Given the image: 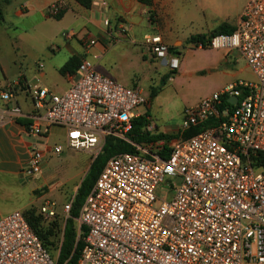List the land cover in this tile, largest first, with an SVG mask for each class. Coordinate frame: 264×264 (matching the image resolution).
Wrapping results in <instances>:
<instances>
[{"label":"built area","instance_id":"obj_1","mask_svg":"<svg viewBox=\"0 0 264 264\" xmlns=\"http://www.w3.org/2000/svg\"><path fill=\"white\" fill-rule=\"evenodd\" d=\"M61 10L53 3L49 15ZM110 25L106 20L105 26ZM77 36L65 34L67 39ZM146 43L156 58L168 59L172 71L179 69V57L170 56L160 36H150ZM85 44L90 49L97 40ZM208 46L238 51L257 82L231 84L187 108L182 133L204 128L174 142L166 157L152 145L140 147L131 140L136 110L148 103L141 89L100 74L87 57L63 94L41 85L0 88V128L27 117L26 131L37 138L63 128L71 151H102L108 138L136 149L111 157L86 197L77 219L78 233L84 235L77 264H264V0H249L235 32L212 37ZM22 88L31 115L13 103ZM210 121L215 125L206 127ZM42 150L32 146L26 175L42 172ZM52 150L59 155L63 148ZM167 178L175 182L167 183ZM164 184L168 200L157 194ZM73 202L64 207L66 220ZM53 207L45 204L41 214L54 218ZM57 259L22 212L0 218V264H57Z\"/></svg>","mask_w":264,"mask_h":264},{"label":"crops","instance_id":"obj_2","mask_svg":"<svg viewBox=\"0 0 264 264\" xmlns=\"http://www.w3.org/2000/svg\"><path fill=\"white\" fill-rule=\"evenodd\" d=\"M168 2V0H153V7L148 8L137 0H94L90 8H85L75 0H0V11L4 18V21L0 23V88L14 86L9 81L7 68L1 59L2 55L6 51L12 50L23 53V45L28 38H32L37 42L40 41L52 52L54 57L62 62V65L56 66L53 72L48 70L49 67L39 64L36 75L38 81L43 84L42 87H46L57 94L67 92L78 78L77 68L75 73L63 75L60 72L62 67L72 58L82 60L87 57L95 64V68L100 74L128 88L139 87L141 89L143 95L148 99V103L139 107L136 114L137 119L143 117L149 121V124L143 130L149 134L150 140L136 144L140 147L152 145L156 154L162 157L168 156L171 145L183 138L185 132L182 133V121L179 126L174 127L159 125L161 122L159 119L160 110L157 108L156 103L169 83L174 82L180 75L181 61L179 69L175 70V75L165 85L161 86L163 78L170 74L172 70L169 67L168 59L155 57L146 40L150 36H160L169 49L170 47L174 48L176 53L170 52V56L182 55L185 49L189 50L190 46H195L190 41L193 36L180 39L179 37H172L169 33V28L163 23L159 15L160 10ZM53 3H58L61 6L62 16L59 19L57 18L59 15H49V8ZM103 3H106V5H103ZM150 11L155 13L154 18H151ZM106 20L110 21V27L105 26ZM60 25H64V27L61 28ZM122 27H124L125 32L121 31ZM67 28L69 29L66 31ZM108 30L112 33L109 34ZM214 30L203 34H210ZM72 31L77 32L78 36L67 39L65 32ZM5 36L11 39L12 50H5ZM141 37H143V40H140ZM90 38H96L97 44L87 49L85 40ZM196 48L206 50L203 47ZM217 52L222 53L221 55L227 65L235 63L236 55L242 57L238 51ZM107 58L109 62H116L118 58L129 66L138 65L137 71L142 75L143 81L138 78L126 83L120 82L119 79L121 78L108 65L110 63L105 64ZM166 66L168 71L163 73L162 68ZM45 68L46 70H44ZM54 72L59 75L60 79L55 76ZM242 72L243 70H234L229 75L232 81L220 85L214 93L231 84L244 81L238 79ZM193 74L200 76L203 71L198 70ZM24 81L27 84L20 83L21 86L28 85L26 77ZM158 88H160L158 92L153 95V90ZM210 95L202 97L196 104ZM13 103L19 104L28 115L33 113L28 94L23 88L19 91ZM189 107L184 104L182 120L185 110ZM21 121H27L28 123L25 124ZM30 122L29 118L22 117L0 128V218L17 212L8 206L12 193L18 190V188L13 189L11 186L13 185L12 182L17 183L15 179L20 182L21 178L27 177L23 170L30 161L32 146L37 145L43 149L45 160L46 156L53 152L52 147L49 146L51 136L57 131L63 132L62 136L65 134L63 128L54 127L51 134L46 138L31 136L26 131ZM64 151L63 148L62 153ZM42 189L49 190L47 195L50 194V189L42 184L33 189V192L38 194ZM47 195H42L39 199L45 198ZM74 199L75 195L69 201ZM47 203L52 202L46 201L45 204ZM53 203L55 204V202Z\"/></svg>","mask_w":264,"mask_h":264},{"label":"rangeland","instance_id":"obj_3","mask_svg":"<svg viewBox=\"0 0 264 264\" xmlns=\"http://www.w3.org/2000/svg\"><path fill=\"white\" fill-rule=\"evenodd\" d=\"M168 1V4L160 10L159 15L163 23L169 28V33L172 37H179L180 39L208 33L222 24L237 25L249 2V0ZM60 27L63 28L64 25H60ZM12 33L9 34L11 35ZM140 40H143V37ZM5 43V50H12L11 39L5 36ZM183 53L182 55H177L181 61L180 75L174 82L169 83L157 99L156 106L160 110L159 119L161 121L159 125L179 126L182 121L181 116L184 104H187L188 107L194 106L199 99L218 90L220 85L232 81L229 75L234 70H243L238 79L246 82H257L255 75L247 66L245 60L238 55H236L235 63L227 65L221 55L222 53L215 50H198L195 46H190V49H185ZM1 59L7 68L9 81L12 85L27 84L24 81L26 77L28 85L42 86L43 84L36 77L38 65L43 64L49 67L48 70H52V72L56 66L62 65V62L54 57L44 44L32 38L25 40L23 53L15 52L14 50L6 51ZM106 61L105 64H108L109 59L107 58ZM109 63L108 65L121 78L119 79L120 82L126 83L138 78L143 81L142 75L137 71L138 65L129 66L118 58L116 62ZM198 70H202L203 74L200 76L194 75L193 73ZM167 71V66L162 68L163 73ZM54 74L60 79L57 73L54 72ZM62 133L57 131L52 135L49 146L54 148L55 145H59L65 151L60 155H56L53 152L49 153L44 160L42 174L27 175V177L21 178L20 182L15 179L17 183L12 182L13 185L11 187L13 189L18 188V190L12 193L13 195L8 205L14 211L22 213L30 208H36L41 212V208L46 201L55 202L53 209L59 213L57 220L60 223V230L65 227L66 219L64 221L61 219L64 217L63 210L65 205L69 203L68 201L72 196H76L93 160L101 152V150L93 153L66 150L65 138ZM166 181L167 183L175 182L172 178H167ZM41 184L46 185L50 189L49 195H47L49 193L47 189L40 190L41 195L40 193L34 194L33 189H36ZM157 194L160 200H168L170 190L167 184L161 185L157 190ZM42 195L47 196L39 199ZM44 219L47 227L53 222L52 219L45 216Z\"/></svg>","mask_w":264,"mask_h":264},{"label":"trees","instance_id":"obj_4","mask_svg":"<svg viewBox=\"0 0 264 264\" xmlns=\"http://www.w3.org/2000/svg\"><path fill=\"white\" fill-rule=\"evenodd\" d=\"M80 5L85 8H90L94 2V0H75ZM139 3L147 6L148 8L153 7V0H137ZM151 18H154L155 13L150 11ZM61 14L57 17L61 18ZM4 21L3 14L0 11V23ZM236 30V26H231L228 24H222L210 34H200L193 36L191 38V42L195 45V47L202 46L204 49H209V41L212 37L217 35H230L233 34ZM171 53H176L173 47H170ZM81 63L80 58H72L70 59L60 70L61 74H73L75 70L79 68ZM175 71H172L170 74L166 75L162 80V85H165L167 81L175 75ZM158 89L153 90V95H155ZM224 106L229 103L227 99L224 100ZM22 122V121H21ZM22 123L27 124V121H23ZM149 124V121L146 118H138L134 121L133 131L131 140L135 143L141 144L144 141L150 140L149 134L145 132L143 129ZM215 125L213 121L207 123L206 127H210ZM204 128V127H202ZM202 128H194L183 134V138L191 137L197 133H199ZM122 153H136V149L133 145L123 142L114 138H108L105 142V145L102 151L96 156L93 160L90 169L83 179L78 192L75 196L71 211L70 217L65 220V227L63 230H60V223L57 220V215L52 218L53 222L48 227L45 226L44 216L39 212L36 208H30L28 211L24 212L23 215L26 218L28 224L35 232V234L40 238L43 246L48 250L52 257L57 258V264H77L81 252L84 247V235L78 233V222L77 219L80 216L81 208L85 202L86 197L94 187L100 173L102 172L107 161L118 154ZM66 219V218H61ZM83 230V228H82ZM84 231V230H83ZM61 233V237H60ZM59 254V256H58Z\"/></svg>","mask_w":264,"mask_h":264},{"label":"water","instance_id":"obj_5","mask_svg":"<svg viewBox=\"0 0 264 264\" xmlns=\"http://www.w3.org/2000/svg\"><path fill=\"white\" fill-rule=\"evenodd\" d=\"M231 102L235 104L237 102V98L231 99Z\"/></svg>","mask_w":264,"mask_h":264}]
</instances>
